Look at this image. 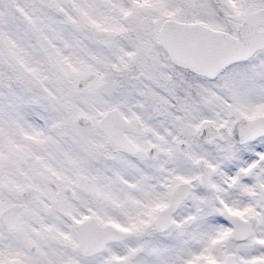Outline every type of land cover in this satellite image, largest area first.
<instances>
[{
    "label": "snow or ice",
    "instance_id": "snow-or-ice-1",
    "mask_svg": "<svg viewBox=\"0 0 264 264\" xmlns=\"http://www.w3.org/2000/svg\"><path fill=\"white\" fill-rule=\"evenodd\" d=\"M0 264H264V0H0Z\"/></svg>",
    "mask_w": 264,
    "mask_h": 264
}]
</instances>
